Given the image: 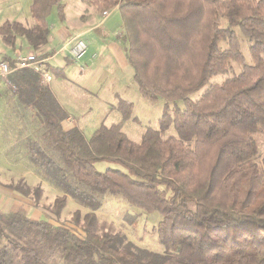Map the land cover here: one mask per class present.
<instances>
[{
    "label": "trees",
    "instance_id": "trees-1",
    "mask_svg": "<svg viewBox=\"0 0 264 264\" xmlns=\"http://www.w3.org/2000/svg\"><path fill=\"white\" fill-rule=\"evenodd\" d=\"M81 1L100 14L119 12L133 82L144 100L163 101L158 129L130 140L123 124L138 119L133 103L119 99L118 123L100 125L89 138L76 128L65 131L67 113L35 72L8 75L14 87H6L9 114L25 129H17L16 148L59 195L42 219L23 209L0 211V264H264V156L259 164L256 138L264 136V0ZM53 7L63 20L61 0H31L33 25L3 21L0 41L15 51L23 38L38 58H48ZM236 31L247 42L251 64ZM1 62L14 65L10 55ZM232 63L242 65L239 73ZM220 76L225 79L210 82ZM34 124L43 143L24 137L36 132ZM171 127L176 135L164 136ZM97 163L115 167L100 171ZM23 186L14 189L28 196ZM32 196L38 200L40 188ZM107 196L160 215L153 232L163 255L98 231L96 212ZM68 198L86 210L70 217L80 232L49 221Z\"/></svg>",
    "mask_w": 264,
    "mask_h": 264
},
{
    "label": "crops",
    "instance_id": "crops-1",
    "mask_svg": "<svg viewBox=\"0 0 264 264\" xmlns=\"http://www.w3.org/2000/svg\"><path fill=\"white\" fill-rule=\"evenodd\" d=\"M73 1L79 10L73 19H68L66 5L61 0L64 7L63 20L60 21L57 17V22L50 24V16L56 8L51 9L47 18L49 36L44 47V52L50 53V56L43 59H47L52 76L47 87L67 113V118L62 122L63 129L69 131L76 128L89 138L100 125L109 127L120 121L121 114L114 109L119 99L130 101L135 106L131 99H125L122 94L134 91L137 86L133 82V70L123 49L122 18L119 14L118 18L108 21L110 14L117 10L107 11V16H103V12L98 13L81 0ZM30 6L31 0H0V23L6 20L17 21L26 28L31 27L33 24L27 27L33 19ZM28 14L31 19H28ZM84 36H87L86 40H82ZM78 40H82L87 48L78 61H73L69 51ZM20 41L21 38L17 40L15 51L8 48L9 51L5 50L3 54L12 56L14 61L19 55L29 54L18 50ZM25 48L29 49V46L26 44ZM1 81L5 87L13 90L14 87L8 81ZM3 97L5 96L2 95ZM2 117L11 119L12 123L2 121ZM14 119L9 112H3V116H0V135L5 134L4 139L0 138V211L14 212L23 209L29 217L33 214L31 218L42 219L43 210L32 205V191L34 186L39 187L40 198H43L50 186L34 173L26 161L18 158L20 154L17 153L22 150L16 148L18 138L14 137V132L25 129L24 125L16 127ZM129 121L132 120L123 124L122 131L133 142H139L143 132L138 135L139 141L125 132ZM95 166L100 171L115 167L108 163H97ZM20 182L24 184L25 192L27 187L30 189L28 196L14 189ZM70 200L68 198L67 203Z\"/></svg>",
    "mask_w": 264,
    "mask_h": 264
},
{
    "label": "rangeland",
    "instance_id": "rangeland-1",
    "mask_svg": "<svg viewBox=\"0 0 264 264\" xmlns=\"http://www.w3.org/2000/svg\"><path fill=\"white\" fill-rule=\"evenodd\" d=\"M63 2L65 3L67 8L68 19H73L75 14L78 13L77 11H79L76 4L74 3L73 0H63ZM118 16H119V12L114 11L110 14L108 21L112 19H116L118 18ZM28 19H31L30 14H28ZM55 22H57L56 9L53 10L50 16L49 23L52 24ZM32 24H33V19H31L30 24H27L28 25L27 27H29ZM238 36L241 41L240 42L241 50L244 54L245 63L251 64L252 60L248 51L247 42L245 41V39L241 37L239 32H238ZM86 39L87 36L82 37V40H86ZM25 45L26 42L22 38L21 41L19 42L20 48H18V50L25 51L24 53H28V52L32 53L33 51L31 50V48L29 47V49L28 48L26 49ZM221 47L224 48L225 44L221 43ZM8 48H9L8 46L4 45L0 41V57L5 55L3 54L5 50L9 51L10 48L9 49ZM232 65H233V73L237 74L241 71L242 68L241 64L232 63ZM224 79L225 77H221V76L214 77L210 80V82H221ZM5 86L6 85L3 83V81L0 80V114H2L0 116H3V112H9L10 110H12L8 103V100L10 101L11 98L6 91ZM200 94L201 92H197L195 94H192L190 97L196 100L200 96ZM2 95L5 97L2 98ZM122 95L125 99H131L134 102L135 106L132 115L138 118V123L129 121L128 125H126L125 132L127 133V135H129L132 139H136V141H139L137 140L139 139L138 135L144 132L147 128H152L155 130L158 129V119L161 116L162 107H163L162 100H158L155 103L144 100L139 96L137 89H135L134 91H125V93ZM179 106L182 107V104L179 103ZM3 120L4 122L12 121L11 119H7L5 117H2V121ZM32 130L36 132L34 133H32V131L28 133L25 132L24 137L29 135V137L36 138V140L40 141V143H43V139H41L42 136L40 135L42 129H39V127L36 124H34L32 126ZM168 135H176V132L173 127L169 128L164 133V136H168ZM4 136L5 134L3 133L2 135H0V138L4 139ZM14 137H16L15 132H14ZM256 138L259 143L257 162L260 164L264 156V136L256 135ZM18 146L20 147L19 144ZM17 155H19L18 158L21 161L27 162L24 153L22 152L17 153ZM98 167L100 168V165ZM36 188L39 187L34 186L33 189L35 190ZM58 195L59 192L55 188H52L50 186L48 187V190L43 198H38V200L32 198L31 200L32 205H37V207H40L41 210H43V212H46V210H48V208L52 206L54 198ZM75 204L76 203L72 200H70L68 203L66 202L65 207L58 216L49 213L51 215L49 221L55 225L59 224V225H65L67 227H73L76 229V231L80 232V229L78 227H74L73 224L70 223V217L72 213L75 211V208H77L78 206L77 204H76L77 206ZM79 208L81 209L80 211L82 214L86 212L85 209L78 206V209ZM96 215L98 219L99 232L109 231L115 233L116 235H118L121 244H130L132 248H135V250L137 251L163 255L164 250L159 245L156 236L153 232V229L156 227L158 221L161 219L158 213L147 214L137 208L130 206L121 197L107 196L103 198L101 208L96 212ZM31 219L35 220V218H31Z\"/></svg>",
    "mask_w": 264,
    "mask_h": 264
},
{
    "label": "built area",
    "instance_id": "built-area-1",
    "mask_svg": "<svg viewBox=\"0 0 264 264\" xmlns=\"http://www.w3.org/2000/svg\"><path fill=\"white\" fill-rule=\"evenodd\" d=\"M108 12H103V16H107ZM86 44L82 40H78L71 47L69 53L73 61H78L86 52ZM47 59H40L36 53H29L26 55H19L14 61V65L11 67L7 62L0 63V79L7 82V77L11 73L17 70H32L35 72L40 83L43 85H48L52 76L49 73L48 65L46 63Z\"/></svg>",
    "mask_w": 264,
    "mask_h": 264
}]
</instances>
